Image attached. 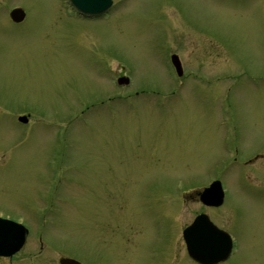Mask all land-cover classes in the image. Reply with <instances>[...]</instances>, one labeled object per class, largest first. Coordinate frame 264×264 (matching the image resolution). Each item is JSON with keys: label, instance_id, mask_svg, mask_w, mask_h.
<instances>
[{"label": "rangeland", "instance_id": "1", "mask_svg": "<svg viewBox=\"0 0 264 264\" xmlns=\"http://www.w3.org/2000/svg\"><path fill=\"white\" fill-rule=\"evenodd\" d=\"M14 5L27 21L11 26L4 15ZM67 15L74 14L66 0H0V206L39 229L50 201L40 194H56L47 183L61 165L56 152L82 167L71 172L77 183L66 184L59 215L47 213L56 223L51 236L89 241L107 264H196L179 230L204 210L238 239L227 264H264V83L254 87L243 70L263 69L264 0H113L105 21ZM172 52L186 69L182 80L167 64ZM119 65L130 85H112ZM80 96L97 97L87 115ZM23 104L50 116H31L21 132L10 117ZM231 114L244 161L254 158L249 165L229 167ZM213 173L226 180L228 196L207 210L196 191ZM146 177L154 183L149 204L139 192ZM178 177L182 189H170ZM160 183L165 190L153 193ZM151 216L160 219L155 228ZM35 245L28 239L0 264H58L56 250L34 252Z\"/></svg>", "mask_w": 264, "mask_h": 264}, {"label": "water", "instance_id": "2", "mask_svg": "<svg viewBox=\"0 0 264 264\" xmlns=\"http://www.w3.org/2000/svg\"><path fill=\"white\" fill-rule=\"evenodd\" d=\"M70 1L79 10H81L82 12H85V13H89V14L90 13H93V14L97 13L98 14V13L104 11L108 7V5L110 4V0H70ZM11 15H14V18L19 20L22 17V15H24V13L21 9H14L11 12ZM171 60H172V63L174 64L178 74H180L181 70H180V65H179V61H178L177 56L175 54H173L171 56ZM196 222H197V220H196ZM184 235H185V238L187 240H191V235L188 234L187 231L184 232ZM193 256L197 259L199 258L195 254Z\"/></svg>", "mask_w": 264, "mask_h": 264}, {"label": "flooded vegetation", "instance_id": "3", "mask_svg": "<svg viewBox=\"0 0 264 264\" xmlns=\"http://www.w3.org/2000/svg\"><path fill=\"white\" fill-rule=\"evenodd\" d=\"M91 18H92L91 16H87L85 18L82 17V19H91ZM81 97L87 98L85 96H81ZM248 175H250V174H248ZM202 206H204V208H206L207 210H213V209L217 208V207L214 208V207L205 206V205H202ZM203 212H205V211L203 210ZM121 219H123L122 215L120 216V222H121ZM121 231H122V227H120V229H119L120 237H121ZM126 237H128V236L126 235ZM87 242H88L87 246L89 247V250H90L93 246L89 241H87ZM234 250H235V244L232 243L231 252L229 254L230 256H228L227 260H225L223 262H218L217 264H227V262L232 260ZM72 255H75V258L79 259L83 264H107V261H105V259L102 257V255H100L98 253H96L95 255L90 253V254H86V255L82 256V253H80V252H72Z\"/></svg>", "mask_w": 264, "mask_h": 264}]
</instances>
